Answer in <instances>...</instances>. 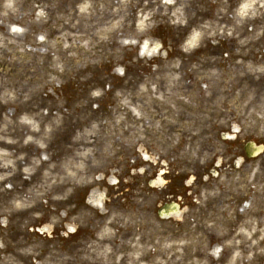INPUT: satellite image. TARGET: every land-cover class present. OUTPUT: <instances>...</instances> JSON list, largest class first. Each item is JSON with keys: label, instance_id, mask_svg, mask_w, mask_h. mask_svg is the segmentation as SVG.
Wrapping results in <instances>:
<instances>
[{"label": "rangeland", "instance_id": "1", "mask_svg": "<svg viewBox=\"0 0 264 264\" xmlns=\"http://www.w3.org/2000/svg\"><path fill=\"white\" fill-rule=\"evenodd\" d=\"M0 178V264H264V0H0Z\"/></svg>", "mask_w": 264, "mask_h": 264}, {"label": "flooded vegetation", "instance_id": "2", "mask_svg": "<svg viewBox=\"0 0 264 264\" xmlns=\"http://www.w3.org/2000/svg\"><path fill=\"white\" fill-rule=\"evenodd\" d=\"M246 153V152H245ZM247 156V155H246ZM248 157V156H247ZM255 157V156H254ZM249 158H251V157H249ZM241 162H239V163H236L235 162V165L233 166V168L234 169H236V168H238V167H240L241 165H239L238 166V164H240ZM244 165H247V163H246V161H244V163L242 164V169H244L245 168V166ZM248 165H249V163H248ZM238 166V167H237ZM150 181H151V179L149 180V182L147 183V186H149V183H150ZM158 181V180H157ZM157 181L155 180V184L157 183ZM152 182V181H151ZM170 187V186H169ZM250 190V192H251V188L249 189ZM165 194L167 195V197L169 198H171V197H174V195H172L171 193H168V192H166L165 191ZM170 201H172L171 199H169L168 200V202H170ZM165 203H167V202H164L162 205H159L160 207L161 206H163ZM238 203H240L241 205H242V203H243V208L244 207H248L250 204L247 202V201H245V202H238ZM159 210H160V208L158 209V215H159Z\"/></svg>", "mask_w": 264, "mask_h": 264}, {"label": "water", "instance_id": "3", "mask_svg": "<svg viewBox=\"0 0 264 264\" xmlns=\"http://www.w3.org/2000/svg\"><path fill=\"white\" fill-rule=\"evenodd\" d=\"M15 30L19 31L18 28H16ZM146 44H148V43H146ZM157 48H158V46H155V47L152 48V50L154 51V50H156ZM248 147H249V148H248ZM247 151H248L249 154L252 152V150H251V148H250V145L247 146ZM170 207H171L170 205H166V206H165L166 209H167V208H170ZM174 207H176V206H174Z\"/></svg>", "mask_w": 264, "mask_h": 264}, {"label": "clouds", "instance_id": "4", "mask_svg": "<svg viewBox=\"0 0 264 264\" xmlns=\"http://www.w3.org/2000/svg\"><path fill=\"white\" fill-rule=\"evenodd\" d=\"M248 8H251V4H245V5H243V7L240 10V14L241 15H246L247 13L245 12V9H248ZM0 179H2V178H0Z\"/></svg>", "mask_w": 264, "mask_h": 264}, {"label": "snow or ice", "instance_id": "5", "mask_svg": "<svg viewBox=\"0 0 264 264\" xmlns=\"http://www.w3.org/2000/svg\"><path fill=\"white\" fill-rule=\"evenodd\" d=\"M45 159H47V158L45 157ZM6 186H7L8 188H11V187H12L11 184H7ZM70 231H75V229H70Z\"/></svg>", "mask_w": 264, "mask_h": 264}]
</instances>
